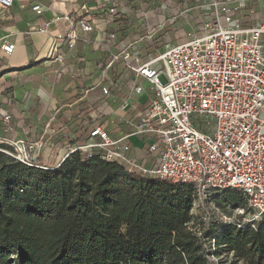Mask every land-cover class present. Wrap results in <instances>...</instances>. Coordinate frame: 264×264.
Returning <instances> with one entry per match:
<instances>
[{
  "label": "built area",
  "instance_id": "2783aa9c",
  "mask_svg": "<svg viewBox=\"0 0 264 264\" xmlns=\"http://www.w3.org/2000/svg\"><path fill=\"white\" fill-rule=\"evenodd\" d=\"M14 1L0 0V11L12 8ZM91 1L94 6L82 4L74 18L68 12H52L39 32L47 35L48 56L58 65L65 62L61 48L72 53L79 41L105 50L92 88L116 104L109 114L111 123L121 121L129 131L112 137L108 127L97 122L81 142L70 143L75 136L63 142L67 152L61 161L81 151L116 163L127 174L191 186L203 196L237 191L244 207L233 212L242 221L231 224L257 231L264 221V18L252 16L264 0H186L182 5L177 0H134V12L124 0ZM31 10L39 17L47 8L33 0ZM131 12L142 25L138 38L129 25L120 37L106 34L95 20L96 15L111 21L130 18ZM59 22L64 32L57 29ZM176 23L184 31L182 39L171 43L165 36L158 43L162 49L144 58L136 47L151 44L166 27L177 31ZM0 51L11 56L15 44L4 42ZM128 77L131 83L124 85ZM114 78L123 81L122 89L110 86ZM54 118L46 122L45 131ZM0 122L18 127L2 110ZM21 130L23 140L0 139L9 147L3 152L26 166L40 167L35 161L46 149L44 133L27 141V132ZM135 137L142 138L145 155L131 154L130 138ZM197 236L209 263L219 264L216 235L198 231ZM224 258L236 261L233 252Z\"/></svg>",
  "mask_w": 264,
  "mask_h": 264
},
{
  "label": "trees",
  "instance_id": "16d2710c",
  "mask_svg": "<svg viewBox=\"0 0 264 264\" xmlns=\"http://www.w3.org/2000/svg\"><path fill=\"white\" fill-rule=\"evenodd\" d=\"M124 2L134 12V0ZM132 12L130 18L108 19L105 33L120 37L129 25L138 38L142 25ZM170 31L166 27L151 44H140L144 58L156 53ZM130 83L126 78L124 85ZM110 86L120 90L123 81L114 78ZM96 108L60 109L55 131L68 130L66 138L76 139L70 143L81 142L95 124ZM31 112L35 115V108ZM35 165L40 167L0 154V264H210L191 214V186L130 175L116 163L81 151L53 167L38 158ZM229 203L242 205L241 199ZM215 235L217 255L233 252L236 260L221 264H264V221L257 231L228 224Z\"/></svg>",
  "mask_w": 264,
  "mask_h": 264
},
{
  "label": "crops",
  "instance_id": "0c3cea01",
  "mask_svg": "<svg viewBox=\"0 0 264 264\" xmlns=\"http://www.w3.org/2000/svg\"><path fill=\"white\" fill-rule=\"evenodd\" d=\"M39 2L47 8L39 17L31 10L33 0H15L12 8L6 12L0 11V46L4 42L15 44V51L11 56L0 51V110L10 113L18 127L9 128L0 124L5 127L6 137L3 139L7 140L25 139L21 128L27 132V141H34L44 133L46 148L52 145L51 151L55 150V154L47 163H41V153L38 161L41 165L53 167L64 158L59 152L66 150L63 142L69 140V137L66 138L69 131H55L58 125L54 122L55 119L52 129L49 126L45 131V124L60 109H72L77 104H81L83 108L97 107L93 113L95 123L100 116H104L101 118L108 121L107 127L112 137L122 136L128 132V128L121 121L111 123L109 114L116 104L112 103L113 108L107 111L99 88H92L98 77L96 65L100 62L99 55L106 53L105 50L98 49L95 45L86 47L79 41L72 53L61 48L60 54L65 55V62L58 65L53 56H48L47 35L39 32V29L50 22L52 12H68L74 18L80 15L79 8L82 4L93 7L94 3L91 0ZM53 6H56L55 10L52 9ZM95 20L102 29L109 24L105 15H96ZM57 27L64 32V23L59 22ZM48 28L52 31L55 27L50 25ZM88 36L80 34L81 38ZM31 108H35V115ZM29 126H33L35 130H30ZM130 142L131 154H146L144 148H141V138H130Z\"/></svg>",
  "mask_w": 264,
  "mask_h": 264
},
{
  "label": "rangeland",
  "instance_id": "374dc122",
  "mask_svg": "<svg viewBox=\"0 0 264 264\" xmlns=\"http://www.w3.org/2000/svg\"><path fill=\"white\" fill-rule=\"evenodd\" d=\"M185 2L186 0H183L181 4ZM52 9L55 10L56 6H53ZM254 9H255V15L252 16V19H256L260 17L264 18V2H263L262 7L255 6ZM191 16L189 15V18H191ZM178 25L179 24L176 23L175 27L177 31L175 30L170 31L168 33L169 35H166L165 37L166 42L175 43L182 39L184 31L180 30L178 28ZM136 48L140 49V45H138ZM156 48H158L157 50H161L162 46L158 45L156 46ZM103 103H104L103 106L104 108H106L107 111H109V108H113V104L108 102L107 100L103 101ZM101 117H104V116H100V119H98V122L102 123L104 126H107L108 121H105ZM4 128L5 127H3L0 124V139H2L3 137H6L4 136L6 132ZM51 148H53V146L48 145L46 150L42 152V155L39 160L41 163H47L49 159L54 158L55 150L51 151ZM8 150H9V147L7 145L0 144V154H3L4 156L7 157V155L3 151H8ZM57 151L58 150H56V152ZM66 152L67 151L65 150V151H60L59 153L61 155L62 154L65 155ZM229 199H241V202H242L241 207H244V200L242 199L241 195L237 191H228L226 193L212 192L210 193L209 196H206V195L203 196L202 194H197L196 192H194L195 207L194 205L191 206V214L195 217L196 223L199 224L196 226V229H198V231L205 233V235L207 236L209 235L212 236L218 232L221 226L231 224L232 222L235 223L237 220L242 221V217H237L236 215H234V212H233L234 207L229 203ZM224 254L226 253L219 255L221 256V261H220L221 263L226 262V258H224Z\"/></svg>",
  "mask_w": 264,
  "mask_h": 264
},
{
  "label": "water",
  "instance_id": "95a60500",
  "mask_svg": "<svg viewBox=\"0 0 264 264\" xmlns=\"http://www.w3.org/2000/svg\"><path fill=\"white\" fill-rule=\"evenodd\" d=\"M63 161V160H62Z\"/></svg>",
  "mask_w": 264,
  "mask_h": 264
}]
</instances>
